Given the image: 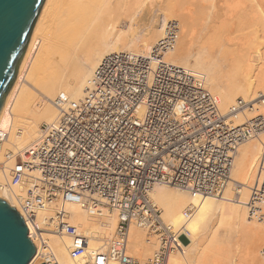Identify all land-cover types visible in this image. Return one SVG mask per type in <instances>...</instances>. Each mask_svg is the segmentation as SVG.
I'll list each match as a JSON object with an SVG mask.
<instances>
[{
    "label": "bare ground",
    "instance_id": "6f19581e",
    "mask_svg": "<svg viewBox=\"0 0 264 264\" xmlns=\"http://www.w3.org/2000/svg\"><path fill=\"white\" fill-rule=\"evenodd\" d=\"M144 82L154 90L132 112L140 122L149 100L175 102L195 90L215 107L217 122L253 126L261 119L263 125L237 145L227 176L209 192L195 190L191 181L153 182L147 196L154 214L148 221L130 218L121 237L117 207L91 194L77 203L55 197L68 166L54 157L76 156V136L95 131L97 111L104 109L103 123L112 125L105 106L116 94L110 88L138 90ZM261 160L264 0L43 1L0 108V198L27 227L35 248L27 264H92L98 255L104 264H124L121 256L151 264L160 258L157 223L177 242L164 250L163 264H210L226 254L228 260L223 250L232 233V264H264ZM167 161L162 170L172 174L176 163ZM18 162L25 166L13 183ZM52 184L55 196L48 192ZM59 218L82 237L81 255L72 256L73 236Z\"/></svg>",
    "mask_w": 264,
    "mask_h": 264
},
{
    "label": "built area",
    "instance_id": "2783aa9c",
    "mask_svg": "<svg viewBox=\"0 0 264 264\" xmlns=\"http://www.w3.org/2000/svg\"><path fill=\"white\" fill-rule=\"evenodd\" d=\"M144 84L145 87L138 90L110 88L116 94L108 97L105 106L107 119H113L112 125L105 126L103 123L104 109L100 112L94 108L98 114L94 123L98 126L95 131L91 130L92 134H87L84 129L81 137L77 134L78 144L74 147L76 156L54 157L56 164L63 161L68 166L59 175L63 180L61 186L57 187L60 195L55 196L54 184L50 186L51 191L48 190L50 196L59 197L62 202H82L84 195L91 194L117 207L120 216L118 233L121 237L125 235L130 218L148 221L154 214V206L147 196L153 182L188 184L191 181L195 190L209 192L219 178L227 176L237 145L247 134L263 125L261 119H257L253 126L228 125L222 120L217 122L215 107L209 105L206 97L196 94L195 90L186 91L175 102L149 100L140 122L132 112L141 97L152 96L150 90H154L146 82ZM175 109L178 111L177 117ZM102 125L109 134L102 130ZM167 160L176 163L172 174L162 170ZM261 162L260 168L264 171V160ZM76 164L81 168L69 170ZM24 166L23 162H18L14 167L13 183L21 180ZM43 172L48 173V170ZM257 192L264 194V183ZM62 213L59 210L57 217H62ZM58 222L73 236L70 248L72 256L81 255L84 251L82 237L61 218ZM157 226L159 229L156 230L161 236L160 258L151 264H163L164 256L161 255L164 250L169 248L171 242L177 243L174 241L175 234L169 228L160 227L158 223ZM178 238L184 242L183 234H179ZM116 254H121L120 249H116ZM120 259L124 264L131 263L124 256ZM92 264H104L103 257L98 255Z\"/></svg>",
    "mask_w": 264,
    "mask_h": 264
},
{
    "label": "water",
    "instance_id": "95a60500",
    "mask_svg": "<svg viewBox=\"0 0 264 264\" xmlns=\"http://www.w3.org/2000/svg\"><path fill=\"white\" fill-rule=\"evenodd\" d=\"M43 1L0 0V108ZM34 251L23 218L0 198V264H27Z\"/></svg>",
    "mask_w": 264,
    "mask_h": 264
},
{
    "label": "rangeland",
    "instance_id": "374dc122",
    "mask_svg": "<svg viewBox=\"0 0 264 264\" xmlns=\"http://www.w3.org/2000/svg\"><path fill=\"white\" fill-rule=\"evenodd\" d=\"M230 238H229V243H228V246L226 247V248H224V252L225 253H229V255L232 257H230L229 256V258H228V260L225 258V256L226 255H228V254H226V255H223L222 257H219V256H215L214 255V253L211 251V252H209V256L210 257H214V260L210 263V264H232V262L234 261L233 259H235L236 258V253H235V249H236V242H235V238L233 237V233L232 234H230V236H229ZM183 240H184V242H187L188 240L186 239V237H184L183 236ZM228 249V250H227ZM214 250V249H213ZM235 256H234V255Z\"/></svg>",
    "mask_w": 264,
    "mask_h": 264
}]
</instances>
